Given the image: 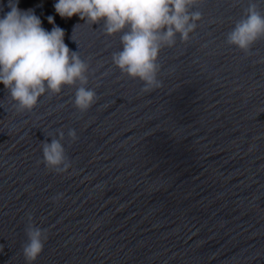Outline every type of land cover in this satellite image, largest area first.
Instances as JSON below:
<instances>
[{"label":"water","instance_id":"95a60500","mask_svg":"<svg viewBox=\"0 0 264 264\" xmlns=\"http://www.w3.org/2000/svg\"><path fill=\"white\" fill-rule=\"evenodd\" d=\"M249 2L264 12V0L192 9L189 40L159 53L162 87L141 92L112 63L121 33L18 0L65 30L97 100L77 110V82L17 113L0 84V264H28L29 224L47 235L31 264H264V38L248 53L227 43ZM61 131L71 167L56 173L41 148Z\"/></svg>","mask_w":264,"mask_h":264},{"label":"clouds","instance_id":"9594fccd","mask_svg":"<svg viewBox=\"0 0 264 264\" xmlns=\"http://www.w3.org/2000/svg\"><path fill=\"white\" fill-rule=\"evenodd\" d=\"M203 0H55L53 8L62 19L77 16L79 20L99 25L105 35L121 33L119 51L112 54V63L120 72L142 83L141 92L162 87L158 79L160 51L173 47L179 34L187 42L202 15L193 11ZM9 11L0 16V84L9 93L17 113L31 112L39 99L59 94L65 85L76 88L74 107L86 112L97 100L88 84L90 65L64 42L65 30L46 17L51 30L32 8L20 9L18 0H9ZM77 24L73 25V30ZM264 38V12L255 2H249L241 18L227 34V43L248 53L258 39ZM73 39V31L70 36ZM72 142L78 137L69 129ZM59 138L42 143V162L56 173L71 167ZM59 196L53 197L58 200ZM29 221L31 214H27ZM40 227L29 224L23 256L31 264L42 252L47 235Z\"/></svg>","mask_w":264,"mask_h":264}]
</instances>
